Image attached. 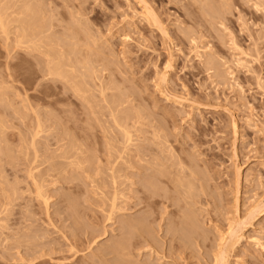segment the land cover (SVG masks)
<instances>
[{"label":"rangeland","instance_id":"rangeland-1","mask_svg":"<svg viewBox=\"0 0 264 264\" xmlns=\"http://www.w3.org/2000/svg\"><path fill=\"white\" fill-rule=\"evenodd\" d=\"M0 11V264H264V0Z\"/></svg>","mask_w":264,"mask_h":264},{"label":"bare ground","instance_id":"bare-ground-1","mask_svg":"<svg viewBox=\"0 0 264 264\" xmlns=\"http://www.w3.org/2000/svg\"><path fill=\"white\" fill-rule=\"evenodd\" d=\"M34 3H35V2H34ZM22 5H23V4H22ZM24 5H25V3H24ZM28 5H29V4H28ZM31 6H32V5H31ZM33 6H34V5H33ZM25 7H26L27 10H28V9H29L28 7H30V5H29V6H27V5H26V6H23V8H25ZM30 8H31V7H30ZM34 8H35V7H34ZM29 10H30V9H29ZM23 11H24V9H23ZM39 11H40V10H39ZM1 12H2V11H0V26H1V29H4V28H5V29L7 30V28H6L7 25L5 26V19H6V18H5V16H3L4 13H3V12L1 13ZM25 12H26V9H25ZM26 13H27V12H26ZM26 13H23V14L26 15ZM33 15H34V14H33ZM38 15H39V13H38ZM38 15H37V14L34 15V17H35V16L39 17ZM26 16H28V15H26ZM29 17H30V16H29ZM25 18H26V17H25ZM35 18H36V17H35ZM39 18H40V17H39ZM27 19H30V18H27ZM30 20H31V19H30ZM6 22H7V21H6ZM31 22H33V21H31ZM40 22H42V21H40ZM44 22H45V21H44ZM7 23L10 24L9 22H7ZM20 23H22V24L24 23V24H25V23H26V19H25V21H23V22L20 21ZM28 23H30L29 20H28ZM40 24H41V23H40ZM42 24H44V23H42ZM25 25H26V24H25ZM27 25H28V24H27ZM27 25H26V26H27ZM23 26H24V25H23ZM23 26H22V27H23ZM26 26H25V29H26ZM35 26H36V25H35ZM28 27H30V26H28ZM32 27H33V26H32ZM40 27H42V26H40ZM23 28H24V27H23ZM23 28H22V29H23ZM1 29H0V31H1ZM5 29H4V32H6ZM8 29H9V26H8ZM28 29H29V28H28ZM32 29H33V28H32ZM9 30H10V29H9ZM29 30H30V29H29ZM38 30H39V29H38ZM24 31H25V30H24ZM32 31H33V30H32ZM36 31H37V30H36ZM36 31H35V32H36ZM2 32H3V30H2L0 33H2ZM30 32H31V31H30ZM7 33H8V32H7ZM23 33H24V32H23ZM23 33H22V37H23L24 40L21 39L20 41H21V42L23 41L22 43H25V39L28 38V37H26V36L29 35V32H25V34H27L26 36H25ZM4 34H5V33H4ZM30 34H32V33H30ZM33 34H34V31H33ZM23 35H24L25 37H24ZM33 36H34V35H32V38H34ZM29 37H31V35H30ZM29 39H30V42L27 41V40H29ZM29 39H26L27 43H28V42H29V43H33V41H31L32 39H31V38H29ZM35 39H36V38H35ZM35 39H34V41H35ZM63 41H64V40H63ZM65 41H66V40H65ZM66 42H68V39H67ZM64 43H65V42H64ZM20 44H21V43H20ZM25 44H26V43H25ZM32 47H33V46H32ZM35 47H37V46H35ZM64 47H65V46H64ZM64 47H63V48H64ZM71 47H72V46H71ZM71 47H69L67 50H69L70 53L72 52L71 54H75V53L73 52V50H74L75 48L71 50V49H70ZM28 48H29V47H28ZM51 51H54V50H51ZM74 51H76V50H74ZM52 53H53V52H52ZM47 54H48V53H47ZM61 55H62V54H61ZM51 56H52V55H51ZM57 56H58V55H57ZM59 56H60V54H59ZM59 56H58V58H59ZM63 56H64V55H63ZM63 56H62V58H63ZM60 57H61V56H60ZM50 58L52 59V57H50ZM59 59L61 60V58H59ZM59 59H57V61H58ZM52 60H54V59H52ZM55 60H56V59H55ZM60 60H59V61H60ZM57 61H54V62H56V64H57ZM59 61H58V65L60 64ZM61 61H62V60H61ZM61 61H60V62H61ZM50 63H51V61H50ZM50 63H49V64H50ZM87 64H88V63H87ZM52 65H53V62H52V64H51V67L53 68V73H55V72H54L55 69H54V67H53ZM58 65H57V66H58ZM60 65L62 66L61 69H63V68L65 67L66 64H64V67H63V64H60ZM54 66H56V65H54ZM57 66H56V67H57ZM56 67H55V68H56ZM56 69H57V68H56ZM58 69L60 70V73H61V69H60L59 67H58ZM58 69H57V70H58ZM64 69H65V68H64ZM64 69H63V71H64ZM49 70H50V69H49ZM57 70H55V71H57ZM59 70H58V71H59ZM51 71H52V69H51ZM58 71H57L56 73H58ZM65 72H66V70H65ZM53 73H52V74H53ZM56 73H55V74H56ZM67 73H68V72H67ZM58 74H59V73H58ZM63 74H64V73H63ZM63 74H61V75H63ZM50 75H51V74H50ZM67 75H68V74H67ZM52 76H53V75H52ZM57 76H59V75H57ZM67 77H68V76H67ZM67 77H65V78H67ZM69 77L71 78L72 76H69ZM84 77H85V76H84ZM65 78H64V79H65ZM67 79H68V78H67ZM79 90H80V89H79ZM115 122L117 123V121H115ZM115 122H114V124H115ZM118 125H119V124L117 123L116 126H118ZM38 127H39V126H38ZM40 127H41V126H40ZM40 127H39V128H40ZM39 128H38V129H39ZM118 128H119V127H118ZM123 129H124V128H123ZM124 132H125V131H124ZM123 134H125V133H123ZM127 135L129 136V134H126V137H127ZM129 139H131V138H129ZM125 140H126V139H125ZM129 141H130V140H128V142H129ZM181 167H182V166H181ZM179 169H180V168H179ZM182 173H183V172H182ZM177 176H178V175H177ZM178 179H179V178H178ZM178 179L175 180V181H178ZM173 180H174V179H173ZM181 180H182V179H181ZM181 180H180V181H181ZM178 183H180V182H178ZM182 183H183V182H181L180 184H182ZM187 183H188V182H187ZM184 184H185V182H184ZM176 185H177V184H176ZM182 185H183V184H182ZM190 185H191V184H190ZM149 186H150V185H149ZM183 187H184V186H183ZM188 187H191V186H188ZM190 189H193V188H190ZM188 191H189V190H188ZM177 192H178V191H177ZM194 192H195V191H194ZM178 194H179V193H178ZM180 194H181V193H180ZM183 194H185V193H183ZM186 195H187V194H186ZM189 195H190V194H189ZM114 196H115V195H114ZM187 196H188V195H187ZM44 203H45V201H44ZM45 204H46V203H45ZM45 204H44V205H45ZM46 205H48V203H47ZM68 207H69V206H68ZM113 208L115 209V206H114ZM113 208H112V209H113ZM237 214H238V213H237ZM233 216H235V215H233ZM75 217H76V216H75ZM182 217H183V216H182ZM187 218H188V217H187ZM237 218H238V217H237ZM188 219H189V218H188ZM234 219H235V218H234ZM184 220H185V219H184ZM181 221H182V220H181ZM189 221H190V220H189ZM238 221H240V220H238ZM187 222H188V221H187ZM187 222H186V223H187ZM190 222H191V221H190ZM133 223H134V222H133ZM186 223H185V224H186ZM189 224H190V223H189ZM232 224H233V223H232ZM236 224H237V223H236ZM174 226H175V225H174ZM231 226H232V225H231ZM127 227H128V226H127ZM192 227H193V226H192ZM231 229H232V228H231ZM134 230H135V229H134ZM196 230H197V229H196ZM232 232H233V234H232ZM234 232L236 233V231H234V229H233V231H231V233L229 234V238H226L227 241L230 239L231 241H229V242H232V243H233V242H234L233 240L238 239V238H237L238 236L235 237ZM224 236H225V235H224ZM227 237H228V236H227ZM234 238H236V239H234ZM220 239H221V238H220ZM224 239H225V238H224ZM219 241H220V240H219ZM227 241H226V242H227ZM236 242H237V240H236ZM119 243H120V242H119ZM128 243H129V242H128ZM227 243H228V242H227ZM232 243H231V245H233ZM234 243H235V242H234ZM120 244H122V243H120ZM120 244L117 243V246H118L119 248H118L117 246H115V247H117V249H118V251H117V249H115L117 252H116L114 249H113V250H114L116 253H118L119 255H120V254H121V255H126L125 253L128 252V250H127L128 248H126L125 246H128V245H125V244H124V245H125V246H124L123 244H122V245H120ZM236 244H237V243H236ZM227 245H228V248H229V247H230V246H229L230 243H228ZM227 245H226V243H224L223 246H227ZM131 247H132V246H131ZM125 248H126V249H125ZM223 248H224V247H223ZM229 249H230V248H229ZM125 250H126V251H125ZM221 250H222V249H221ZM223 250H224V249H223ZM223 250H222V253H221V254H222V255H221L222 257H223L224 255L226 256V253H224ZM226 250H227V249H226ZM226 250H225V251H226ZM231 251H233V250H231ZM223 253H224V254H223ZM227 254H228V253H227ZM228 255H229V254H228ZM221 256H219V257L217 256V257H218V258H221ZM225 256H224V257H225ZM109 257H110V256H109ZM128 257H130V256H128ZM225 258H226V257H225ZM221 259H223V258H221ZM219 260H220V259H219ZM225 260H226V259H225ZM217 261H218V260H217ZM127 262H128V261H127ZM224 262H225V261H224Z\"/></svg>","mask_w":264,"mask_h":264}]
</instances>
